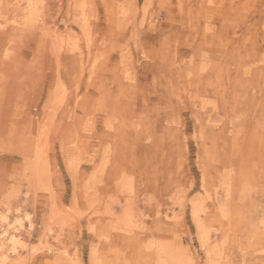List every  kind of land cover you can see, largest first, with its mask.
Instances as JSON below:
<instances>
[{"label":"rangeland","instance_id":"obj_1","mask_svg":"<svg viewBox=\"0 0 264 264\" xmlns=\"http://www.w3.org/2000/svg\"><path fill=\"white\" fill-rule=\"evenodd\" d=\"M180 1L0 0V264H264V50Z\"/></svg>","mask_w":264,"mask_h":264},{"label":"bare ground","instance_id":"obj_2","mask_svg":"<svg viewBox=\"0 0 264 264\" xmlns=\"http://www.w3.org/2000/svg\"><path fill=\"white\" fill-rule=\"evenodd\" d=\"M166 1L168 2V0H162V3L165 4ZM177 1L179 2V0ZM185 1L187 4H185ZM185 1L183 2L181 0L180 5L178 4V6L176 7V9H178V11L180 12V19L179 17L177 18V16H174L175 12L172 13L171 9L167 10V14L165 16L166 18H169V22H176L178 21V19L180 20V22L185 20L187 23L185 31L188 30V33H200L203 38L207 39L208 37L213 38V36H216V34H210L213 31L211 23L217 21L220 23V27L218 28L219 32L217 33L218 35L231 33L232 35L236 36L243 29L245 33V35L242 37L243 40L240 43L231 41L225 44L219 43V46L223 48L230 46L233 48L241 49L243 52H246L248 54V57H253L254 53L258 54L260 50H264V0ZM145 8L146 7H144V9ZM241 12H243V15H241ZM146 13L148 12L146 11L143 14L146 15ZM238 13L241 16H236V14ZM82 24L84 25L83 21ZM175 29L176 28H172L171 26H161L159 28L149 26L146 28V30L150 32L160 33L175 32L177 31ZM260 61L261 63H264V57L260 59Z\"/></svg>","mask_w":264,"mask_h":264}]
</instances>
